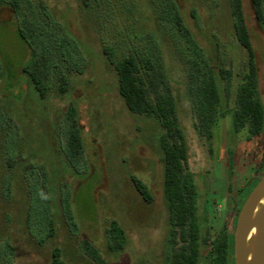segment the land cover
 <instances>
[{"label":"rangeland","instance_id":"obj_1","mask_svg":"<svg viewBox=\"0 0 264 264\" xmlns=\"http://www.w3.org/2000/svg\"><path fill=\"white\" fill-rule=\"evenodd\" d=\"M31 1L44 3L74 36L84 65L68 74L64 90L52 77L46 93L40 95L21 72L28 49L15 31L13 12L0 8L4 71L0 77V242H11L13 263L48 264L57 247L63 264H98L81 247L87 239L104 264H165L168 211L159 145L162 129L155 118L127 109L117 90L114 66L103 52L104 47L111 48L114 58L120 59L130 49L156 41L158 61L185 135L186 167L194 175L197 218L207 239L199 264H208L209 239L223 227L234 231L238 212L264 174L262 138H249L246 129L234 132L229 113L218 120L211 139L198 135L188 70L180 55L182 39L171 22L158 19L157 5L148 0ZM173 1L210 65L232 72L231 92L225 96L222 91L220 106L228 112L247 63L246 50L234 33L230 0ZM242 7L264 103V23L256 19L250 0H242ZM219 82L222 87L224 82ZM69 106L77 110L84 145L77 172L61 151ZM131 176L149 188L150 204L137 192ZM31 200L48 202L54 227L51 237L45 238L47 221L39 220L36 212L28 226ZM67 206L72 220L67 217ZM112 220L126 235L118 252L107 248Z\"/></svg>","mask_w":264,"mask_h":264},{"label":"trees","instance_id":"obj_2","mask_svg":"<svg viewBox=\"0 0 264 264\" xmlns=\"http://www.w3.org/2000/svg\"><path fill=\"white\" fill-rule=\"evenodd\" d=\"M148 1L152 6L157 5L158 19L171 22L182 39L180 55L188 70V94L196 117L195 128L198 135L211 139L218 120L229 113L234 132L246 129L249 138L261 137L264 142V103L259 95L255 51L246 25L242 0H230V6L234 33L246 50L247 63L239 83L234 88V106L228 112L221 111L220 106L222 91L225 96L231 92L232 72L210 65L203 48L184 25L173 0ZM250 1L256 19L264 23L263 0ZM2 7L12 10L15 31L28 49V57L21 72L40 95L46 93L52 77L57 79L61 91L64 90L68 74L72 70H80V66L84 65L81 48L74 36L53 18L41 1L0 0V8ZM159 50L158 42L149 41L148 46L134 47L120 59H115L111 48H103L116 71L117 90L127 109L135 114L155 118L162 129L159 145L163 155V195L168 211L165 264H199L202 243L207 239L202 236L197 218V188L193 173L186 167L187 143L177 122L175 98L162 63L158 61ZM75 55L81 61L79 59L77 62ZM3 72L0 62V77ZM220 80L224 82L222 87ZM65 122L67 126L61 151L77 172L78 164L83 158L84 145L75 107L67 108ZM261 167H264V158ZM41 173H44L43 170ZM131 180L144 202L150 204L152 194L146 184L134 176H131ZM31 199L34 200L33 196ZM32 200L27 210V224L30 226L31 216L36 212L39 220L47 221L44 236L49 238L54 233V227L48 202L34 204ZM66 213L72 220L69 206L66 207ZM235 223L236 220L234 225ZM233 232V229L223 227L209 239L208 264H233ZM108 234V250L121 251L126 242L123 228L112 220ZM81 247L96 263H105L92 242L85 239ZM0 264H14L13 246L7 239L0 242ZM48 264H63L59 248L52 249Z\"/></svg>","mask_w":264,"mask_h":264},{"label":"water","instance_id":"obj_3","mask_svg":"<svg viewBox=\"0 0 264 264\" xmlns=\"http://www.w3.org/2000/svg\"><path fill=\"white\" fill-rule=\"evenodd\" d=\"M253 228L256 233L248 241ZM233 264H264V174L238 212L233 232Z\"/></svg>","mask_w":264,"mask_h":264},{"label":"bare ground","instance_id":"obj_4","mask_svg":"<svg viewBox=\"0 0 264 264\" xmlns=\"http://www.w3.org/2000/svg\"><path fill=\"white\" fill-rule=\"evenodd\" d=\"M255 233H256V230H255V228H253V229L251 230L249 236H248V241H250V240L253 238V236L255 235Z\"/></svg>","mask_w":264,"mask_h":264}]
</instances>
